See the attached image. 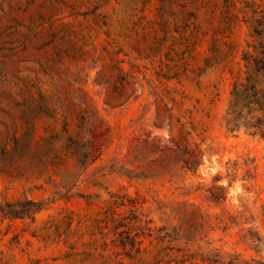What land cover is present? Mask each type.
Listing matches in <instances>:
<instances>
[{"label":"rangeland","instance_id":"obj_1","mask_svg":"<svg viewBox=\"0 0 264 264\" xmlns=\"http://www.w3.org/2000/svg\"><path fill=\"white\" fill-rule=\"evenodd\" d=\"M261 30L264 0H0V264H264V139L224 123Z\"/></svg>","mask_w":264,"mask_h":264},{"label":"trees","instance_id":"obj_2","mask_svg":"<svg viewBox=\"0 0 264 264\" xmlns=\"http://www.w3.org/2000/svg\"><path fill=\"white\" fill-rule=\"evenodd\" d=\"M256 37L257 41L248 44L242 54L245 76L231 87L224 123L230 132L243 128L264 139V30ZM27 204L36 209L39 206L29 201Z\"/></svg>","mask_w":264,"mask_h":264}]
</instances>
